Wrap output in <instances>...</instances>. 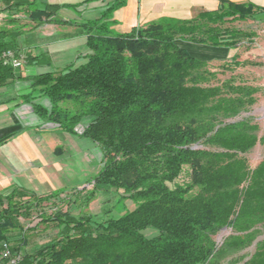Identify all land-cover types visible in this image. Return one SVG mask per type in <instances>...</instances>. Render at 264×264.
Listing matches in <instances>:
<instances>
[{
  "label": "trees",
  "instance_id": "16d2710c",
  "mask_svg": "<svg viewBox=\"0 0 264 264\" xmlns=\"http://www.w3.org/2000/svg\"><path fill=\"white\" fill-rule=\"evenodd\" d=\"M86 2L0 0V50H21L16 38L44 23L74 26L86 37L87 53L30 77L50 104H34V112L72 133L83 123L81 135L99 148L88 202L114 189L134 207L117 216L58 208L47 215L45 203L63 190L13 188L0 195V249L7 243L20 252V264H264V157L255 167L246 157L264 145V134L251 118L236 119L256 103L257 88L234 76L217 80L210 61L177 43L235 49L252 34L225 23L264 20V7L225 2L187 20L162 17L120 33L112 14L125 0H109L92 19L60 17ZM229 59L223 67L247 63ZM14 70L0 64V83ZM34 211L58 235L26 253L24 231L32 228L21 219ZM223 228L231 233L218 244ZM252 244L249 256L239 254Z\"/></svg>",
  "mask_w": 264,
  "mask_h": 264
},
{
  "label": "crops",
  "instance_id": "0c3cea01",
  "mask_svg": "<svg viewBox=\"0 0 264 264\" xmlns=\"http://www.w3.org/2000/svg\"><path fill=\"white\" fill-rule=\"evenodd\" d=\"M40 1L51 4H72L85 0ZM108 1L91 0L89 3L95 4V9L102 7V11ZM100 2H104V5H100ZM225 2L264 7V0H125V4L112 14V19L115 21L112 28L123 33L136 25L162 17L187 20L200 12L217 10ZM67 9L69 8H63L61 11ZM77 9H87L86 3ZM4 17L5 14L1 13L0 24L4 21ZM56 25L44 23L37 29L44 26V32L51 33L53 26ZM60 25L68 27L72 31V37L81 40L80 51L79 49L73 51L70 59L66 61V58L62 57L66 48H62L63 46H60L59 42L56 43L52 35L47 34V37L44 36V41H41L40 48L50 61L44 60L43 63L41 51L34 45L20 43L18 40L22 36L20 34L16 38V43L19 49L26 52L28 59L20 69L13 71L12 76L0 83V195L2 196L13 188H23L45 195L75 186L69 179L72 177L68 174L70 171L65 170L68 168L65 161L73 160L72 155L80 151L79 145L87 137L83 139L80 134L68 132L57 123L39 117L34 112L33 105L41 104L47 107L49 101L38 91H33L30 86L32 75L49 71L50 66L65 67L74 62L79 55L87 53L86 37L77 34L74 26Z\"/></svg>",
  "mask_w": 264,
  "mask_h": 264
},
{
  "label": "rangeland",
  "instance_id": "374dc122",
  "mask_svg": "<svg viewBox=\"0 0 264 264\" xmlns=\"http://www.w3.org/2000/svg\"><path fill=\"white\" fill-rule=\"evenodd\" d=\"M85 10H78L69 8L60 12V17L63 18H81L92 19L99 16L101 8L95 9V4H90L91 0H87ZM82 3V2H79ZM78 4V3H72ZM100 5H104V2H100ZM102 5V6H103ZM105 7V5H104ZM227 27H233L246 31L252 36L250 38H243L235 49H228L226 47H210L203 44H193L183 40H177V43L185 47L195 57L210 61V68L217 72V80H224L230 76H234L237 81H242L247 84H251L257 88L256 103L248 112L241 113L236 119L251 118L253 122L259 126L258 135L264 134V20H236L227 21L225 23ZM72 31L68 27H62L61 25L53 26L51 33L44 32V26L39 29L26 30L22 33L20 43L24 45H34L41 51L42 61H50L47 54L40 48L41 41H44V36L47 34L52 35L55 38L56 43H60L62 48H66V51L62 54V57L68 61L71 53L81 47V40L79 38H73ZM19 43V44H20ZM32 43V44H30ZM39 51L37 53H39ZM234 55L239 62H247L245 65H239L233 69L225 68L222 64L228 60L230 56ZM64 58V59H65ZM228 58V59H227ZM75 61V60H74ZM62 68V67H61ZM56 69L50 66L49 70ZM58 69V68H57ZM215 80V82H217ZM50 108V104L47 105ZM83 125V123H80ZM77 131H80V126L77 125ZM78 134V133H76ZM79 135V134H78ZM82 136V135H81ZM83 139L86 138L82 136ZM85 139L79 145V152H75L72 155L73 160L65 161V169L68 174L72 175L70 181L75 184L73 187L62 189L64 193H61L57 198L52 200L53 204L45 203V211L47 215L55 212L56 208L61 209L62 212H68L71 215L77 216L81 213L98 214L106 216H117L123 213L125 210H131L134 204L129 199H120L117 192L114 189H108L98 192L93 198L89 199L88 192L92 188L87 183L100 169L101 167V152L94 143ZM85 142L87 145L85 146ZM95 146V147H94ZM60 148V147H59ZM67 156V155H66ZM65 156V157H66ZM71 156V154L69 155ZM249 165L255 167L260 160L264 157V145L258 142L247 154ZM69 165V166H68ZM73 174H72V172ZM74 176V177H73ZM66 181V179H65ZM78 183V184H77ZM22 226L31 227L24 231L27 243L21 248L22 252L33 253L39 247L43 246L46 242L56 238L58 235V227L52 222H41L37 216V212L34 211L32 218L21 219ZM147 235H152L153 230H146ZM231 233L229 228L221 229L215 236L218 244ZM13 234L20 236L21 232L15 230ZM264 237V229L259 235V238ZM11 244V243H10ZM254 251V245H250L239 254L243 256H249Z\"/></svg>",
  "mask_w": 264,
  "mask_h": 264
},
{
  "label": "built area",
  "instance_id": "2783aa9c",
  "mask_svg": "<svg viewBox=\"0 0 264 264\" xmlns=\"http://www.w3.org/2000/svg\"><path fill=\"white\" fill-rule=\"evenodd\" d=\"M27 60V54L24 50H14L12 48H6L0 50V64L3 66H9L13 69H20ZM80 126L81 130L77 131L76 127ZM74 128L75 132L82 134L84 125L77 124ZM22 261V254L11 250L7 243H3L0 249V264H20Z\"/></svg>",
  "mask_w": 264,
  "mask_h": 264
}]
</instances>
